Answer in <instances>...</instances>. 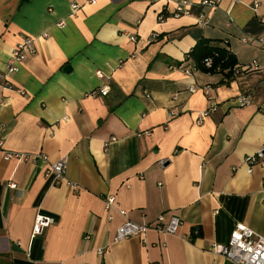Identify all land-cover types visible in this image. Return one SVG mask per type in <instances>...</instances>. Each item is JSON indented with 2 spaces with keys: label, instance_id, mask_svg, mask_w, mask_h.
<instances>
[{
  "label": "crops",
  "instance_id": "obj_1",
  "mask_svg": "<svg viewBox=\"0 0 264 264\" xmlns=\"http://www.w3.org/2000/svg\"><path fill=\"white\" fill-rule=\"evenodd\" d=\"M172 8L0 0V72L18 42L35 38L13 90H2L0 264H236L208 247L226 243L236 222L264 235V159L251 171L245 164L264 145V48L240 40L264 36V0L195 4L177 17ZM201 38L235 54L231 78L196 68L187 54ZM103 85L106 95L93 94ZM239 95L250 103L237 106ZM3 150L65 158L66 181L80 189L46 176L40 159H5ZM110 195L136 223L176 215L178 232L149 228L114 242L125 217L105 209ZM37 213L54 222L31 236Z\"/></svg>",
  "mask_w": 264,
  "mask_h": 264
},
{
  "label": "built area",
  "instance_id": "obj_2",
  "mask_svg": "<svg viewBox=\"0 0 264 264\" xmlns=\"http://www.w3.org/2000/svg\"><path fill=\"white\" fill-rule=\"evenodd\" d=\"M94 2V0H89ZM165 4H172L171 15L177 17L180 15L188 14L191 7L195 4L208 5L212 8L218 7V0H164ZM257 1L254 6H257ZM72 12H75L79 8V4L71 5ZM162 19L165 14H159ZM205 24V21H202ZM59 25H63L60 22ZM131 40L135 37L131 36ZM34 40L33 36H26L12 49L7 61L5 62L3 69L0 72V108L7 105V99L3 95V89H12L11 77L14 73L19 70L20 64L32 53H34ZM240 40L244 43L256 44L264 48V36H251L243 35ZM254 65H257L253 61ZM207 65H210V61L207 60ZM236 72V71H235ZM96 75L102 76L100 71H96ZM18 91V90H17ZM109 91L108 86L103 85L97 92L93 94L106 95ZM23 93V91H18ZM237 106L243 107L250 103V100L246 95H239L234 99ZM216 108V103L211 102L208 109L203 114L208 113ZM177 112L174 110L170 111V116L176 115ZM116 138L111 137L109 140L104 141V148H106L110 142ZM3 146V140L0 139V148ZM5 159H17L19 161H34L40 159L45 164L44 173L46 176L51 177L53 181L65 180L66 160L60 158L55 161H50L48 156L44 153H25V152H14L3 150ZM264 159V145L261 146L255 153L245 158V164L247 165L248 171H251L252 166L256 162H260ZM68 187L73 191H78L80 186L77 182L67 180ZM6 185L10 188H15L14 182L8 181ZM116 209L122 216L125 217V221L116 228L115 236L113 241L118 242L131 236H144L145 232L149 228L156 229L164 234H176L178 232L181 220L176 215L166 216L165 213L159 214L151 223H136L129 220L126 217V210L120 208L119 203L114 195L107 196L105 199V209L109 208ZM108 219H111V215H108ZM54 222L53 217L37 213L34 219L31 236L41 234L43 230ZM197 233L198 229H194ZM85 238H89V234L85 235ZM164 244V242H163ZM208 250L215 255H221L227 259L233 261L236 264H264V235L257 233L248 225L243 222H236L226 243L213 242ZM101 254L102 250H98Z\"/></svg>",
  "mask_w": 264,
  "mask_h": 264
},
{
  "label": "trees",
  "instance_id": "obj_3",
  "mask_svg": "<svg viewBox=\"0 0 264 264\" xmlns=\"http://www.w3.org/2000/svg\"><path fill=\"white\" fill-rule=\"evenodd\" d=\"M160 14L168 15L165 10ZM187 55L193 59L196 68L200 71L205 73L220 72L225 79L231 78L239 67L237 58L230 49L208 38L197 40ZM207 60L210 61V65H207ZM192 234L193 237L197 236L199 230L197 233L193 230Z\"/></svg>",
  "mask_w": 264,
  "mask_h": 264
},
{
  "label": "water",
  "instance_id": "obj_4",
  "mask_svg": "<svg viewBox=\"0 0 264 264\" xmlns=\"http://www.w3.org/2000/svg\"><path fill=\"white\" fill-rule=\"evenodd\" d=\"M65 69H66V70H68V69H69V67L67 66Z\"/></svg>",
  "mask_w": 264,
  "mask_h": 264
}]
</instances>
